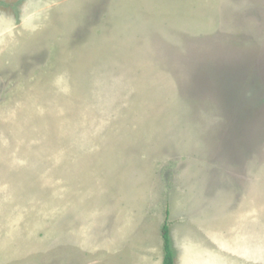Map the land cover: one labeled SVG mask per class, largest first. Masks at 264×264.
I'll return each instance as SVG.
<instances>
[{"label":"rangeland","instance_id":"374dc122","mask_svg":"<svg viewBox=\"0 0 264 264\" xmlns=\"http://www.w3.org/2000/svg\"><path fill=\"white\" fill-rule=\"evenodd\" d=\"M264 264V0H0V264Z\"/></svg>","mask_w":264,"mask_h":264},{"label":"trees","instance_id":"16d2710c","mask_svg":"<svg viewBox=\"0 0 264 264\" xmlns=\"http://www.w3.org/2000/svg\"><path fill=\"white\" fill-rule=\"evenodd\" d=\"M163 239L164 259L163 264H175V255L172 249V242L170 236V228L168 222H166L161 231Z\"/></svg>","mask_w":264,"mask_h":264}]
</instances>
